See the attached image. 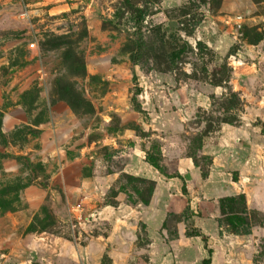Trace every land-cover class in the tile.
<instances>
[{"label": "rangeland", "instance_id": "obj_1", "mask_svg": "<svg viewBox=\"0 0 264 264\" xmlns=\"http://www.w3.org/2000/svg\"><path fill=\"white\" fill-rule=\"evenodd\" d=\"M0 102L54 130L0 135L35 148L0 180V264H202L193 226L211 264H264V0H0ZM241 194L252 234L220 236Z\"/></svg>", "mask_w": 264, "mask_h": 264}, {"label": "crops", "instance_id": "obj_2", "mask_svg": "<svg viewBox=\"0 0 264 264\" xmlns=\"http://www.w3.org/2000/svg\"><path fill=\"white\" fill-rule=\"evenodd\" d=\"M0 114V135H8L20 125H26L41 130L44 129L43 127H36L35 125H33V123L30 121L29 113L27 112L25 107L23 105H20V103L18 102H14L8 107H6L5 102H0ZM51 131L53 133L54 130L45 128L41 134V139H47L51 137ZM51 143L53 145V142ZM33 144L34 143H27L24 147H20L10 140L6 144L0 141V180L4 176L18 177V174H20L21 172L18 157H20L21 155H32V153L35 151ZM56 157H58V154L53 149L51 150V153L48 152L44 158L45 161H50L54 160ZM184 162L188 163L187 160H184ZM23 181L25 182V188L22 192L23 202L28 204H41L47 192L41 187L40 183L38 181L28 182L27 179H24Z\"/></svg>", "mask_w": 264, "mask_h": 264}, {"label": "trees", "instance_id": "obj_3", "mask_svg": "<svg viewBox=\"0 0 264 264\" xmlns=\"http://www.w3.org/2000/svg\"><path fill=\"white\" fill-rule=\"evenodd\" d=\"M236 108V107H235ZM239 120L235 119L234 123H238ZM224 123H231V122H224ZM146 161L157 171L160 172V174L169 177L168 175H165L164 172L160 169L158 165V156H153L150 155L149 153H146ZM173 178L172 176H170ZM176 177V176H174ZM177 177H180L181 179L182 176L179 174ZM219 209L221 211L222 216H226L227 214H233L234 215V220L230 221L228 224V228L226 231L223 230V220L221 218H218V227L220 229V236H223L224 233H228L230 235H235V236H249L252 234V227L249 223H247L245 220L247 218V206H246V200L245 196L243 194L234 196V197H225L222 198L219 201ZM237 216V218H236ZM186 236L188 238H193V237H200L202 242L204 243L205 250L207 251L208 257L203 260L202 264H211L212 263V253L213 250L209 248L208 246V237L205 236L199 229L196 227H191L187 230ZM179 238V235L176 233L174 235H168L167 241L171 242L174 240H177Z\"/></svg>", "mask_w": 264, "mask_h": 264}, {"label": "built area", "instance_id": "obj_4", "mask_svg": "<svg viewBox=\"0 0 264 264\" xmlns=\"http://www.w3.org/2000/svg\"><path fill=\"white\" fill-rule=\"evenodd\" d=\"M26 17V14L20 16L21 19ZM30 47L33 48L34 44H31ZM38 72L40 73V71ZM91 204L92 202L89 197L82 195L70 208L69 221L71 227L76 231H86L95 225L99 213L92 209Z\"/></svg>", "mask_w": 264, "mask_h": 264}]
</instances>
